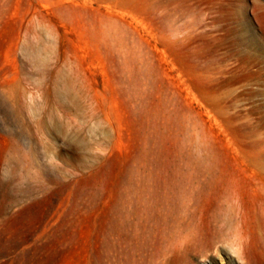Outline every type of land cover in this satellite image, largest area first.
Listing matches in <instances>:
<instances>
[{"label": "rangeland", "instance_id": "1", "mask_svg": "<svg viewBox=\"0 0 264 264\" xmlns=\"http://www.w3.org/2000/svg\"><path fill=\"white\" fill-rule=\"evenodd\" d=\"M222 263L264 264V0H0V264Z\"/></svg>", "mask_w": 264, "mask_h": 264}, {"label": "bare ground", "instance_id": "2", "mask_svg": "<svg viewBox=\"0 0 264 264\" xmlns=\"http://www.w3.org/2000/svg\"><path fill=\"white\" fill-rule=\"evenodd\" d=\"M221 213V212H220ZM245 223V222H244ZM209 245V244H208ZM223 264V263H222Z\"/></svg>", "mask_w": 264, "mask_h": 264}]
</instances>
